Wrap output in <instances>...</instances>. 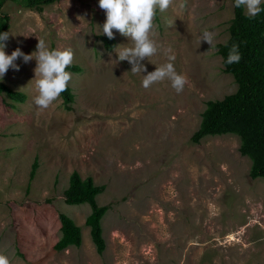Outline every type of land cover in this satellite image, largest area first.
Here are the masks:
<instances>
[{"label": "rangeland", "instance_id": "rangeland-1", "mask_svg": "<svg viewBox=\"0 0 264 264\" xmlns=\"http://www.w3.org/2000/svg\"><path fill=\"white\" fill-rule=\"evenodd\" d=\"M2 12L10 16L7 54L20 48L30 55L39 38L50 50L72 49V66L82 72L69 71L71 110L62 96L48 110L37 108L35 59L18 58L19 70L0 80L27 96L15 103L0 94V254L11 264H264V180L250 177L240 139L191 140L207 103L238 89L217 53L230 37L234 0H175L157 10L155 39L171 47L176 71L188 80L180 94L170 81L142 86L143 75L168 62L163 54L133 74L116 49L131 46L127 37L113 30L115 48L106 49L99 0H61L41 12L17 0ZM205 30L216 34L212 49L200 43ZM74 172L106 186L97 198L110 207L102 256L85 225L91 206L65 202ZM60 214L81 227V248L54 249Z\"/></svg>", "mask_w": 264, "mask_h": 264}, {"label": "trees", "instance_id": "trees-1", "mask_svg": "<svg viewBox=\"0 0 264 264\" xmlns=\"http://www.w3.org/2000/svg\"><path fill=\"white\" fill-rule=\"evenodd\" d=\"M17 0H0V33L10 29V16L3 14L2 9L7 2ZM25 7L38 12L49 5L61 0H22ZM261 12L255 17H249L242 6H234V18L230 23V37L224 44L217 46V53L223 59L224 71L233 76L238 89L235 93L218 101H209L202 114L199 129L191 140L199 144L204 138L211 136L235 135L240 139V154L251 160L250 177L253 180H264V3L260 4ZM109 51L116 45L115 39L100 37ZM233 45H239L241 60L239 63L228 64L227 58ZM68 71L81 73L78 66H70ZM0 94H5L15 103H24L27 96L16 92L0 81ZM64 104L68 110L75 102V95L68 86L62 94ZM14 108L13 104L7 105ZM39 168L38 159L35 160L30 174L31 181L35 179ZM105 185H97L92 177L83 179L78 172L70 177L69 187L66 189L65 202L67 205L79 206L89 204L91 214L87 217L86 227L90 229L92 241L97 253L102 256L107 243L103 236L102 222L109 206H100L97 198L105 191ZM61 239L55 250L62 252L69 247L81 248L83 244L82 229L66 214H60Z\"/></svg>", "mask_w": 264, "mask_h": 264}, {"label": "clouds", "instance_id": "clouds-1", "mask_svg": "<svg viewBox=\"0 0 264 264\" xmlns=\"http://www.w3.org/2000/svg\"><path fill=\"white\" fill-rule=\"evenodd\" d=\"M261 3L262 0H234V6L237 8L243 6L249 17H255L261 12ZM174 4L175 0H99L100 9L106 13L103 34L109 39H114L113 30H116L127 37L131 43V46L116 48L118 60L128 61L132 66L131 73L137 74L147 72L142 61L147 59L151 62L152 57L163 54L168 62L155 64V71L143 75L142 86L148 89L154 84L170 81L171 87L180 94L188 83L187 77L176 71L174 66L176 57L171 47L165 48L155 39L157 10L163 13ZM179 7L183 8L184 3L182 2ZM169 27L172 25L169 24ZM9 36L10 32L0 33V80H3L10 68L19 70V65L15 63L18 58H22L25 63L35 59L37 62L34 69L36 95L33 100L40 111L48 110L60 101L62 94L68 89L72 74L67 69L74 62L73 50L70 48L50 50L46 42L38 38L37 50L32 54H25L17 48L9 55L4 50L5 41L9 39ZM215 37L214 32L205 30L200 37V43L205 41L212 49L215 45ZM241 58L239 45H233L229 51L227 63H239ZM0 264H11V261L6 255L0 254Z\"/></svg>", "mask_w": 264, "mask_h": 264}]
</instances>
